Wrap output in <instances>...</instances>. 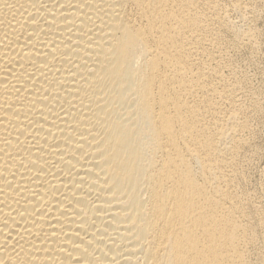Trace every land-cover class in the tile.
Returning a JSON list of instances; mask_svg holds the SVG:
<instances>
[{
    "label": "bare ground",
    "instance_id": "obj_1",
    "mask_svg": "<svg viewBox=\"0 0 264 264\" xmlns=\"http://www.w3.org/2000/svg\"><path fill=\"white\" fill-rule=\"evenodd\" d=\"M254 1L0 0V264L256 263Z\"/></svg>",
    "mask_w": 264,
    "mask_h": 264
},
{
    "label": "rangeland",
    "instance_id": "obj_2",
    "mask_svg": "<svg viewBox=\"0 0 264 264\" xmlns=\"http://www.w3.org/2000/svg\"><path fill=\"white\" fill-rule=\"evenodd\" d=\"M254 6L256 8V18L250 24L257 31V50L251 51L247 48H240L234 49V52L230 53L233 63L247 77L249 91L259 99V113L256 114V121L254 120L253 123V134L250 135L251 141L246 153L248 158L245 161L247 163L244 165V171L245 181H247L245 182L246 188L253 197L255 205L264 209V0H255ZM253 221L256 225L258 224L256 219H253ZM257 228L260 245L258 246L259 250L256 248L252 255L253 261L256 263H258L256 258L259 256L264 258V246L261 244L262 232L259 225H257Z\"/></svg>",
    "mask_w": 264,
    "mask_h": 264
}]
</instances>
